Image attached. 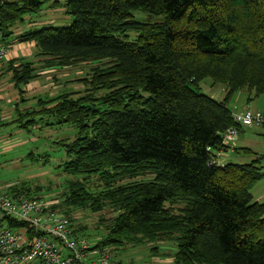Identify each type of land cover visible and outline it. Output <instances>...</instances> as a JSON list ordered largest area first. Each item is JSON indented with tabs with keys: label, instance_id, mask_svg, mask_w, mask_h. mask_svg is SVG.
Here are the masks:
<instances>
[{
	"label": "trees",
	"instance_id": "1",
	"mask_svg": "<svg viewBox=\"0 0 264 264\" xmlns=\"http://www.w3.org/2000/svg\"><path fill=\"white\" fill-rule=\"evenodd\" d=\"M42 5L0 0L2 40ZM64 6L73 18L69 27L43 26L17 40L33 42L44 67L106 62L80 79L83 91L38 99L26 113L17 105V116L3 124L29 130L47 118V126L77 129L73 140L54 142L67 157L60 167L73 176L98 175L104 188L93 192L70 180L61 204L51 208L68 216L75 207L117 212L98 246L173 241V264H264V199L251 192L264 176L260 160L211 165L208 149L220 148L221 133L233 124L234 93L246 89L251 100L264 92V0H67ZM136 10L161 20L136 21ZM7 70L21 94L37 75L34 61L13 59ZM206 78L224 86L221 99L200 91ZM100 90L106 93L96 97ZM144 174L153 177L136 180Z\"/></svg>",
	"mask_w": 264,
	"mask_h": 264
},
{
	"label": "rangeland",
	"instance_id": "2",
	"mask_svg": "<svg viewBox=\"0 0 264 264\" xmlns=\"http://www.w3.org/2000/svg\"><path fill=\"white\" fill-rule=\"evenodd\" d=\"M132 15L139 22H157L161 20L160 16L149 15L141 10L133 11ZM72 21L73 18L71 22L63 23L61 26L69 27ZM24 28L23 31L26 30ZM130 36L135 39L134 34H130ZM37 57L38 55L33 54L28 57L29 60H19L32 61V59ZM40 62L36 65V73L40 72V74H37L31 80L35 86L31 89H29L30 85L22 86L27 89V91L22 90V94L16 89L19 95L16 105L22 108L21 111L25 113L38 107V99H49V97H54L63 92L83 91L85 86L80 82V79L91 77L92 68L98 65L102 66L106 60L55 66L51 67V70H47L50 67H44L42 60ZM1 64L2 61L0 62ZM6 67L7 65L4 68ZM5 72V76L1 77L0 80L3 78V80L9 79V81H12V72L8 70ZM200 91L216 99H221L225 88L222 84H214L210 78H206L200 84ZM105 93V90H100L95 92V95L100 97ZM248 97L249 93L246 89L236 91L229 103V107L233 112L242 110L248 104L254 110L263 108L260 97L251 100ZM16 116L15 112L10 119H6V121L2 119V121H5V124ZM47 122L48 119L44 118L29 130H21L15 122L0 126V187L3 191L10 195H15L22 192L26 193L28 189L30 196L42 198L52 206L61 204L66 184L70 180L79 179L85 182L93 192L102 190L104 181L98 175L73 176L62 171L60 165L67 160L66 153L63 148L57 146L54 142L61 139L73 140L77 137V129L69 124L47 126L45 125ZM247 127L257 126H245L246 130H250ZM243 129L244 126L242 127ZM239 137V147L237 149L240 155L227 158L228 162L245 163L250 162L252 159V153L244 154L242 152L244 133H240ZM262 141L263 145L259 147L261 151L264 149V137ZM258 165L262 167L261 171L264 173L263 158H261ZM152 177L151 174H144L137 177L136 180L145 181L150 180ZM129 180L130 178L127 177L118 182L124 183ZM12 187L19 189V191L11 193L8 190ZM263 191L264 176L251 189L255 200H260L259 196ZM61 210L65 211L66 209L62 208ZM68 212L76 232L91 242H98L105 235L107 232L106 226L117 214L107 205L98 212L79 207L70 208ZM153 247H156V249H153ZM109 250L116 259L123 262H121L122 264H171V255L176 251V244L173 241H159L139 245H124L117 249L109 248Z\"/></svg>",
	"mask_w": 264,
	"mask_h": 264
},
{
	"label": "built area",
	"instance_id": "3",
	"mask_svg": "<svg viewBox=\"0 0 264 264\" xmlns=\"http://www.w3.org/2000/svg\"><path fill=\"white\" fill-rule=\"evenodd\" d=\"M3 1V0H1ZM8 45L0 33V62ZM233 124L221 133V147L211 149V165H224L225 155L244 126H264V111L248 104L233 112ZM0 114V125L2 123ZM0 263L3 264H122L108 247L98 246L73 228L68 215L44 199L0 187Z\"/></svg>",
	"mask_w": 264,
	"mask_h": 264
},
{
	"label": "crops",
	"instance_id": "4",
	"mask_svg": "<svg viewBox=\"0 0 264 264\" xmlns=\"http://www.w3.org/2000/svg\"><path fill=\"white\" fill-rule=\"evenodd\" d=\"M66 1L67 0H42L43 5L39 13L35 15L31 14L24 16L23 21H21L20 23L16 24L13 27L12 36L7 41L8 52L5 58L2 60V64L0 65V78L5 76L4 74L6 73L5 71L7 70V67L6 68L4 67L8 65L9 61L13 59L29 60L28 57L32 56L33 54L37 55L33 42H19L17 40V36L23 34L24 31L39 29L43 26L62 27L61 25H63V23L71 22L72 17L66 13L64 6ZM55 2H58V4H56ZM23 27H25L24 29L26 30L23 31ZM44 58L45 57L38 56L36 59H32V61H34L35 64L38 65V63H41L40 61L41 60L43 61ZM47 70H51V67L48 68ZM37 74H40V72H38ZM28 85H30L29 89L35 86L33 81H31L26 86ZM25 88L26 87H22V90L27 91V89ZM16 89L17 88L15 87L13 81L11 80L9 81V79L3 80V78L0 80V114L3 120L5 121L6 119L7 120L10 119L13 116V113L17 111L16 103H18L19 95ZM259 97H260V102H262L263 108L261 109L256 108V110L264 111V92ZM21 109L22 108L19 107V110ZM5 121H2V124L0 126H2ZM247 128H249L250 130H246L245 127L243 130L242 128L240 129V133H244V140L242 139V141H244V147H242V152H244V154L252 153L251 160L253 159L261 160V158L264 159V149L262 151L259 150V147L263 145L262 138L264 137V126L247 127ZM238 139L237 141L232 143L231 149L228 150V152L226 153L224 157L225 162H228L227 158L229 157L240 155L237 149V147H239L238 141L240 140ZM259 198L260 200L258 201L264 199V191L260 194ZM170 263L171 264L173 263L172 257Z\"/></svg>",
	"mask_w": 264,
	"mask_h": 264
}]
</instances>
